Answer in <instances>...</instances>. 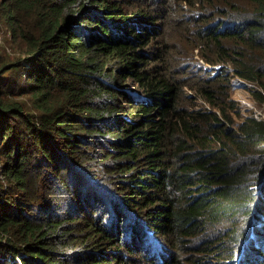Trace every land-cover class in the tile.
<instances>
[{
    "label": "trees",
    "instance_id": "16d2710c",
    "mask_svg": "<svg viewBox=\"0 0 264 264\" xmlns=\"http://www.w3.org/2000/svg\"><path fill=\"white\" fill-rule=\"evenodd\" d=\"M0 29V264H264V119H222L234 75L264 99V0H0ZM181 41L232 70L191 84Z\"/></svg>",
    "mask_w": 264,
    "mask_h": 264
},
{
    "label": "rangeland",
    "instance_id": "374dc122",
    "mask_svg": "<svg viewBox=\"0 0 264 264\" xmlns=\"http://www.w3.org/2000/svg\"><path fill=\"white\" fill-rule=\"evenodd\" d=\"M7 32L8 30L0 29V41L2 40L0 42V50L1 54L4 55H2L1 58L5 61L14 60L21 55L18 51L16 42H14L12 39L7 38ZM177 49L182 56H186V59L182 63H180V65L183 70L185 68V70L188 71L187 74H190L189 71L192 72V75H189L186 78L193 85H195L194 80L196 78L199 79L200 77H205L212 72L218 73L223 67L226 68V72H230L232 70V65L223 63H217L220 65V67H210L209 64H207L201 58H197V55H195V53H197V49H191V45L188 42H179L177 44ZM9 76L13 78L12 73H10ZM231 83L232 85L230 89V96L228 97L226 103L227 109L226 112H224L225 117L222 116L225 124L231 128H236L239 122H241L242 118L246 116L252 115L259 118L264 117V103H261L259 100H255L254 96H252V89L254 87V84L243 79H238L236 76L231 79ZM186 90L191 93V95L197 94L196 91L192 88H187ZM203 100V98H199L197 100L198 104L203 103ZM25 102L29 106V108H31V102L28 100V97ZM198 246L199 243L194 242L193 248L186 250V254L180 255L179 258L181 264H202L201 262H199L200 254L199 252H197Z\"/></svg>",
    "mask_w": 264,
    "mask_h": 264
},
{
    "label": "clouds",
    "instance_id": "9594fccd",
    "mask_svg": "<svg viewBox=\"0 0 264 264\" xmlns=\"http://www.w3.org/2000/svg\"><path fill=\"white\" fill-rule=\"evenodd\" d=\"M207 64H209V63H207ZM209 66L210 67H213V68H216V67H220V65L219 64H209ZM214 73H216V72H214ZM234 76H236L238 79H243V80H245V81H247L246 79H244V78H242V77H240V76H238V75H234ZM233 76V77H234ZM247 82H250V81H247ZM250 83H252V82H250ZM256 88V87H255ZM260 90L264 93V91L262 90V88H260ZM253 96V95H252ZM254 99L255 100H257L255 97H254ZM261 103H264V99L262 100V101H260ZM252 116V115H251ZM247 117V116H246ZM245 118V117H244ZM256 118H258V119H264V117H256Z\"/></svg>",
    "mask_w": 264,
    "mask_h": 264
}]
</instances>
